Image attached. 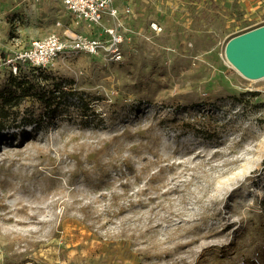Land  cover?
Returning <instances> with one entry per match:
<instances>
[{
  "label": "rangeland",
  "instance_id": "rangeland-1",
  "mask_svg": "<svg viewBox=\"0 0 264 264\" xmlns=\"http://www.w3.org/2000/svg\"><path fill=\"white\" fill-rule=\"evenodd\" d=\"M55 1L9 13L0 79L33 41L78 29ZM125 2L122 61L60 57L59 109L0 117V264H264V78L226 55L264 6Z\"/></svg>",
  "mask_w": 264,
  "mask_h": 264
},
{
  "label": "built area",
  "instance_id": "built-area-1",
  "mask_svg": "<svg viewBox=\"0 0 264 264\" xmlns=\"http://www.w3.org/2000/svg\"><path fill=\"white\" fill-rule=\"evenodd\" d=\"M115 1L63 0L73 24L78 28L77 30L84 28L91 34L73 32L65 37L53 34L45 39L35 40L28 51L18 56L17 59L44 69L53 65L60 57L83 52L112 62L122 61V46L125 42L131 41L134 32L119 21L120 13L115 8ZM123 13L126 16H131L132 10L127 8ZM97 30L101 35L93 36L92 32ZM154 31L161 33L163 28L155 24ZM13 72L16 74V67Z\"/></svg>",
  "mask_w": 264,
  "mask_h": 264
},
{
  "label": "trees",
  "instance_id": "trees-1",
  "mask_svg": "<svg viewBox=\"0 0 264 264\" xmlns=\"http://www.w3.org/2000/svg\"><path fill=\"white\" fill-rule=\"evenodd\" d=\"M65 93L63 84L54 79L47 69L19 61L16 74L11 70L0 79V117L7 119L16 113L14 109L19 112L22 107H26L23 105L27 101H32L31 107L36 111L30 113L25 108L24 114L28 116H24L23 121L28 125L36 124L38 120L32 114L39 110L42 113L59 109L61 104L58 100Z\"/></svg>",
  "mask_w": 264,
  "mask_h": 264
},
{
  "label": "water",
  "instance_id": "water-1",
  "mask_svg": "<svg viewBox=\"0 0 264 264\" xmlns=\"http://www.w3.org/2000/svg\"><path fill=\"white\" fill-rule=\"evenodd\" d=\"M226 55L229 62L246 78H264V26L231 39Z\"/></svg>",
  "mask_w": 264,
  "mask_h": 264
},
{
  "label": "crops",
  "instance_id": "crops-1",
  "mask_svg": "<svg viewBox=\"0 0 264 264\" xmlns=\"http://www.w3.org/2000/svg\"><path fill=\"white\" fill-rule=\"evenodd\" d=\"M62 2V6L66 10V7L63 4V0H59ZM248 2L249 6H250V10H258V8H260L261 6H264V0H245ZM36 2L43 4L44 2H47V5H52V4H57L55 0H0V43L8 40L9 36H10V23L8 22V16L9 13H13L14 10L18 7L21 6L22 8H25L26 6H32V4H35ZM36 3V4H38ZM130 4V3H129ZM128 2H125L124 8L123 9H118L119 13H120V18L119 21L124 25V26H129L132 27V25L136 22L135 18H138V9L133 10V7L129 6ZM130 8L132 10V15L131 16H126L123 12L125 9ZM27 12V11H26ZM28 13V12H27ZM68 14V12H67ZM69 15V14H68ZM71 22L72 19H71ZM75 28V27H74ZM127 29H131L128 28ZM17 37L20 38L21 36L25 35V30L20 27H17ZM30 34L33 33V29L29 28L27 30ZM83 33V34H91L87 29L81 28L80 30H76V29H67L64 31V36H66L67 34L70 33ZM94 32V33H93ZM92 35L93 36H100L101 33H99L100 31H93ZM60 35V34H58ZM132 38V37H131ZM14 41H18L17 38L13 39Z\"/></svg>",
  "mask_w": 264,
  "mask_h": 264
}]
</instances>
